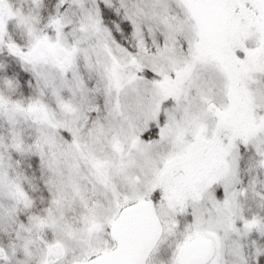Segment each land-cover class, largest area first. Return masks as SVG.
I'll return each mask as SVG.
<instances>
[{
	"label": "snow or ice",
	"instance_id": "6c2138e0",
	"mask_svg": "<svg viewBox=\"0 0 264 264\" xmlns=\"http://www.w3.org/2000/svg\"><path fill=\"white\" fill-rule=\"evenodd\" d=\"M0 264H264V0H0Z\"/></svg>",
	"mask_w": 264,
	"mask_h": 264
}]
</instances>
